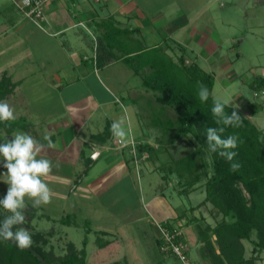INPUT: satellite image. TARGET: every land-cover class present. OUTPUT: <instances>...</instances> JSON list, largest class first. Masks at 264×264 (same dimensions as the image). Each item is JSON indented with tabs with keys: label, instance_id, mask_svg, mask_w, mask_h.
I'll use <instances>...</instances> for the list:
<instances>
[{
	"label": "crops",
	"instance_id": "obj_1",
	"mask_svg": "<svg viewBox=\"0 0 264 264\" xmlns=\"http://www.w3.org/2000/svg\"><path fill=\"white\" fill-rule=\"evenodd\" d=\"M178 1L47 0L40 27L25 17L15 0L0 6V78L6 75L14 85L13 92L1 102L14 110L13 121H22L10 136L28 133L44 145L37 158H47L53 166L47 175L51 179H41L59 191V200L66 197L70 207L75 204V195L59 194L79 191L81 185L83 194L103 192L129 178L133 160L129 149L116 144L111 131L114 121H124L125 131L136 144H150L156 135L152 114L141 110L143 101L136 97L139 84L126 78L131 73L143 87L141 76L127 67L126 58L138 54L142 58L157 48L167 56L172 53L168 56L171 59L180 53L186 64L211 67L203 70L214 79V70L231 74V65L217 55L222 45L213 28L218 0H187L184 9ZM142 71L146 73L148 67ZM260 76L264 77V72ZM257 104L261 101L255 108ZM46 136L52 147H48ZM95 151L99 157L94 160L90 155ZM159 203L148 211L153 218L149 225L155 229L150 235L153 257L149 264H165L169 259L159 250L154 222L185 223V219H177L183 211L179 213L166 201ZM192 228L194 225H184L183 229L190 262L206 264ZM100 232L108 237L107 245L100 249L103 263L121 258L125 264L137 262L132 251H127L129 257L122 256L125 242L118 235ZM189 246L196 250L194 259L190 258Z\"/></svg>",
	"mask_w": 264,
	"mask_h": 264
},
{
	"label": "trees",
	"instance_id": "obj_2",
	"mask_svg": "<svg viewBox=\"0 0 264 264\" xmlns=\"http://www.w3.org/2000/svg\"><path fill=\"white\" fill-rule=\"evenodd\" d=\"M124 62L135 75L141 76L143 87L155 94L158 115L155 116L156 122L153 126L167 138L164 144L159 142V152L164 151L167 145L179 138L187 139L190 146L181 157L160 164L159 169L165 183L170 181L171 176L178 179L181 188L178 190L179 195L188 196L196 190L204 193V198L199 204L187 209L190 217L186 216L187 210H184L177 218L179 221L186 219L183 226L194 225L201 258L206 264H256L264 251V131L233 105L226 104L224 112L231 115L236 111L241 116V125L232 127L217 123L211 112L216 101L212 96L215 81L213 74L205 72L196 63L186 64L182 55L175 62L161 49L155 48L149 50L142 58H139L138 54L126 58ZM144 66L148 67L146 73L142 71ZM249 85L256 91L254 97L259 96L264 90V77L253 74ZM201 87L209 91V97L204 102H201L198 96ZM13 89L10 77L2 76L0 102L9 96ZM253 106L255 107L254 104L250 107ZM166 108L174 111L173 118L169 117ZM21 122L13 120L0 122V133L12 134ZM209 127L217 129L223 127L224 132L219 133L221 138L230 135L238 137V146L230 149L236 153L232 161L219 154L223 149L210 151L206 140ZM188 136H192L193 139ZM125 148L128 150L130 146ZM135 149L138 160L143 157L142 155L151 156L154 152V147L148 143L136 144ZM130 159L133 160L132 157ZM233 163L240 166L235 171L231 168ZM207 204L211 207V215L217 220L214 225L193 214ZM7 212L0 207V223L8 216ZM70 219L67 215L60 222L69 226ZM174 223L167 222L165 226L172 231L175 228ZM177 226L180 229L182 227ZM19 228L21 224L13 226V231ZM89 232L90 229L87 228L85 233ZM31 234L33 243L29 248L33 249L46 264H86L88 243L86 237L80 250L68 242L65 253L56 258L52 251L46 252L43 249L50 233L46 235L40 231H33ZM101 237L98 235L96 238V245L100 249L108 243ZM245 241L252 245L248 258L245 257ZM0 264L43 263L30 251L22 250L0 239Z\"/></svg>",
	"mask_w": 264,
	"mask_h": 264
},
{
	"label": "rangeland",
	"instance_id": "obj_3",
	"mask_svg": "<svg viewBox=\"0 0 264 264\" xmlns=\"http://www.w3.org/2000/svg\"><path fill=\"white\" fill-rule=\"evenodd\" d=\"M10 1L12 0H0V6L8 4ZM190 2L192 4L194 1ZM177 4L184 9L185 5H188V1L179 0ZM214 7L216 9L217 16L215 19L217 22L213 28L222 43L217 55L231 65L229 69L231 74L228 75L219 70L218 72L214 70L217 78L214 82L212 96L215 100H219L222 103L227 102V105H233L258 128L264 131V95H259L260 98L259 96L254 97V92L256 91L249 85L254 73L261 75L264 72V0H218ZM34 31L35 33L39 32L37 29H34ZM169 54L173 55L168 52V56ZM175 56H172V59L178 60L181 54L179 53ZM198 63H202V58L198 59ZM201 66L204 67L203 65ZM210 68L204 67L203 69L209 71ZM128 75L126 77L127 80L132 78L131 80L136 85L139 84L137 85L139 87L136 90V97H140L141 101H143L140 106L141 110L145 114H152L153 122L155 123V116L158 115V104L154 101V92L141 87L138 77H134L131 73ZM39 91L41 92V90ZM238 96L242 97L240 101H237ZM260 101L261 104H257L256 108L250 107L252 104L260 103ZM166 110L169 117L173 118L174 111L171 108H166ZM153 128L156 130V135H153L150 144L154 147V152L151 156H148V154L142 155L143 157L138 160L141 162L140 165L137 164L139 165L138 167L133 162L131 163L132 172L129 178H125L121 183L115 184L103 192L90 190L83 194L84 185H81L79 191L71 190L59 194L63 196L75 195V204H72L71 207L69 206L71 202H65L66 197L59 200L56 196L59 191L48 185L51 191L49 204L33 207V201L25 198L27 207L26 220L21 224V228L28 230L31 238L33 231H40L45 234L50 233L46 234L48 239L43 249L46 252L52 251L56 258L65 253V246L68 242L73 243L80 250L86 237L88 241L86 245V261L88 263L86 264H106L101 261L100 248L96 245L97 236H102V234L98 233L106 231L109 234L118 235L121 241L125 242L121 251L122 256L129 257L127 251H132L137 258V262H134L135 264H149L150 259L153 257L150 235L154 234L155 230L149 225V222L153 219L148 213L150 208L153 209L156 203L160 204L159 202L166 201L174 210L177 209L181 213L191 206H196L204 198V193L201 190H196L188 196L179 195L178 190L181 188L175 176H171L168 183L163 181L162 172L159 169L160 164L166 163L170 159L181 157L190 149V146L187 143V139L179 138L172 144L167 145L164 151L159 152V142L164 144L167 138L160 134L158 128ZM6 138L10 140L12 136L0 133V144L4 143ZM188 138L193 139L192 136H188ZM130 141L134 142L132 139H129ZM2 163L3 158L0 157V174L7 171L3 168ZM50 179L49 176L44 178L45 182ZM129 180L132 181L133 185L129 183ZM7 188L8 185L3 180H0V199L6 195ZM161 192L164 193V196L159 195ZM152 200L154 203L150 204ZM210 210L211 207L207 204L193 214L195 217H201L208 224L214 225L217 220L211 215ZM186 212V216L190 217V212L188 210ZM10 214L8 213V215ZM67 215L71 218V225L69 226L60 222ZM140 216L142 217L141 219H139ZM156 222H154V226L157 232L156 235L159 238L160 233L157 225H165L167 222ZM27 224H29V227H27ZM182 224L184 223H180L183 233L184 226ZM177 225L174 224V226ZM87 228L90 229L88 234L85 233ZM195 230V228H192V233L195 234ZM101 238L104 240L108 239V237ZM244 246L245 257L248 258L251 255L252 245L245 241ZM189 251L190 258L194 259L197 256L196 250L193 246H189ZM98 254L99 256H97ZM260 257L261 259L256 264H264V251ZM168 258L165 264H183L171 254L168 255ZM187 259L189 264H191L188 253ZM109 264H125V261L121 258L116 259V261L113 260Z\"/></svg>",
	"mask_w": 264,
	"mask_h": 264
},
{
	"label": "clouds",
	"instance_id": "obj_4",
	"mask_svg": "<svg viewBox=\"0 0 264 264\" xmlns=\"http://www.w3.org/2000/svg\"><path fill=\"white\" fill-rule=\"evenodd\" d=\"M198 96L201 102L207 101L208 89L201 87ZM226 103L219 100L214 101L211 112L216 117V122L222 123L224 126L239 127L242 123L241 116L236 111H233L231 115L226 114L224 112ZM13 119H15L14 110L8 103L0 102V122ZM123 125V120L114 121L111 131L122 145L127 146L130 132H126ZM224 130L223 127L219 129L207 128V144L212 152H216L218 148L223 149L219 154L232 161L236 153L230 149H235L238 146V137L230 135L227 138H221L219 133H223ZM45 140L48 141V147L53 146L50 137L46 136ZM43 148L44 145L31 135L21 132L14 133L10 140L6 138L5 142L0 144L2 166L7 170L0 174V180L8 185L6 195L0 199V207L11 213L0 223V239L10 241L22 250L32 245L31 235L25 228L13 231V226L23 224L26 220L25 198L33 201V207L47 205L51 201V191L41 177L47 176L53 165L47 158H37ZM239 167V164L236 163L231 165L234 171Z\"/></svg>",
	"mask_w": 264,
	"mask_h": 264
},
{
	"label": "built area",
	"instance_id": "obj_5",
	"mask_svg": "<svg viewBox=\"0 0 264 264\" xmlns=\"http://www.w3.org/2000/svg\"><path fill=\"white\" fill-rule=\"evenodd\" d=\"M47 0H15V4L17 5L18 9L23 12L25 17L30 20L33 24L40 27V22L43 18V12L44 7ZM260 95H264V90L260 92ZM257 95H255L256 97ZM116 144L121 147L125 148L127 146H130L129 153L131 157L133 158L134 164L137 166L138 164V158L136 154V149L134 142L130 141L128 142L127 146L122 145L118 140L116 141ZM98 152H93L90 155L91 159H96L98 156ZM158 231L160 233L159 236V250L161 253L165 255H173L176 257L179 261H181L183 264H189L187 259V253H188V245L185 243V240L183 239V233L182 230L179 228V226H175L174 230L168 229L165 225H157Z\"/></svg>",
	"mask_w": 264,
	"mask_h": 264
},
{
	"label": "water",
	"instance_id": "obj_6",
	"mask_svg": "<svg viewBox=\"0 0 264 264\" xmlns=\"http://www.w3.org/2000/svg\"><path fill=\"white\" fill-rule=\"evenodd\" d=\"M10 244L14 245L12 242L8 241ZM15 246V245H14ZM25 250H28L30 251L32 254H34L43 264H46L43 259L33 250V249H30V248H27Z\"/></svg>",
	"mask_w": 264,
	"mask_h": 264
}]
</instances>
